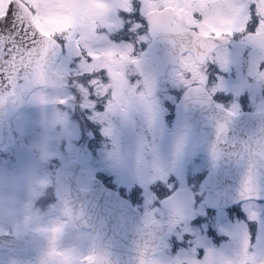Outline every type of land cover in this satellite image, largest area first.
<instances>
[{"label":"rangeland","instance_id":"374dc122","mask_svg":"<svg viewBox=\"0 0 264 264\" xmlns=\"http://www.w3.org/2000/svg\"><path fill=\"white\" fill-rule=\"evenodd\" d=\"M247 45L249 44L243 36L237 35L228 46L220 48L212 61L218 67L216 70L218 76L214 80L217 90L222 91L224 97L232 96L234 101L241 99L240 102L233 103L235 108H240L244 105L242 103H247L249 99L253 107L259 108L264 105V78L255 71L264 61V53L261 52L263 50L252 49ZM222 71L226 73L225 76H221ZM249 76H253L256 83L254 82L252 90L245 92L244 89L252 85L247 79ZM207 82L209 83V77ZM182 86L185 87L178 84V87ZM38 94L44 96V101L37 98ZM29 99L30 106L22 110L14 121L17 145L4 154L0 153V164L17 174L23 188L20 207L14 215L17 221L16 232L26 233L30 240L28 245L17 250L16 254H49L56 263V258L51 255L55 249L56 252H67L81 260V257L84 258L83 255H88L91 248L92 234L72 229L64 218L62 205L54 195L52 197L49 194V184L53 181L55 166L72 155L82 137L77 125L79 123L76 124L73 119L75 109L77 111L76 99L69 89L59 92L42 89L39 93L33 92ZM59 99L68 102L58 103ZM78 105L81 111H86L85 105L82 107L80 103ZM143 109L148 124L155 122L156 114L150 111L153 104L143 103ZM153 126L156 131L159 130V126L158 137L163 138L165 134L161 132L162 127L157 123ZM87 129L90 128L87 126ZM172 137L175 146L160 140L153 144V147L150 143H145L130 146L129 149H123V152L112 150L119 157L116 156L110 163L111 170L103 160L97 162V159L88 163L85 168L90 174L106 168L114 174L113 183L127 185L130 194L134 193L137 187L141 188L137 196L145 219L156 217L172 225L171 235L176 236L170 235L164 241L159 252L153 257V263L233 264L243 254L247 241L248 253L257 258L258 264H264L263 203L245 202L232 216L225 210L208 213L202 195H198L197 198L201 199L186 213L179 217L173 216V219L168 211L159 206L160 199L177 186L199 189L200 175H204L211 167L209 160H195L198 141L196 136L182 132L178 127V132ZM61 139L65 143H61ZM107 148L108 145L106 147L101 145L97 149L106 159ZM156 185L162 188L157 190ZM236 214H239V217ZM252 219H255L253 224L257 226V239L254 241L251 240ZM58 225L63 226L62 231L54 238L51 230ZM4 226L6 225L0 222V228ZM37 239H45L47 243L36 245ZM172 239L179 242L178 249L173 247L174 251ZM44 260L46 261V257Z\"/></svg>","mask_w":264,"mask_h":264},{"label":"snow or ice","instance_id":"6c2138e0","mask_svg":"<svg viewBox=\"0 0 264 264\" xmlns=\"http://www.w3.org/2000/svg\"><path fill=\"white\" fill-rule=\"evenodd\" d=\"M120 13L128 14L127 21ZM125 23L126 42L112 43L109 34ZM146 29L168 39L178 81L200 92L222 43L242 35L264 49V0H0V104L27 91L58 90L71 82L83 94L85 107L106 99L109 111L125 108L142 87L131 77L139 67L136 49L147 38L142 34ZM255 71L264 78V64ZM37 98L45 99L42 94ZM138 98L149 102L147 93ZM225 132L221 125L219 133ZM245 191L252 193L251 180ZM62 227L51 230L54 238ZM51 255L56 264H102L96 256L80 261L55 249ZM233 264H258L247 241Z\"/></svg>","mask_w":264,"mask_h":264},{"label":"water","instance_id":"95a60500","mask_svg":"<svg viewBox=\"0 0 264 264\" xmlns=\"http://www.w3.org/2000/svg\"><path fill=\"white\" fill-rule=\"evenodd\" d=\"M152 38L153 42L147 51L149 57L142 59L140 64L141 71L146 74L147 88L151 92L154 91L156 78L162 74L165 65L175 62V53L168 39L164 35ZM159 41H166V45L159 44ZM159 55L168 57L159 63ZM31 92L23 93L19 99L10 97L0 104V149L14 146L15 136L11 131L10 121L26 105ZM230 113L216 106L206 89L197 92L187 88L179 102L178 116L182 127L195 130L202 136L201 152L216 153L213 171L202 183L209 208L226 207L248 199H264V155H261L264 153V110L241 112L238 115ZM221 125L226 126L223 135L219 133ZM226 134H229L228 140L224 136ZM224 141L236 142L237 148L221 149L214 144ZM224 150L233 152L235 159H224ZM87 160L88 149L82 145L75 159L56 169L57 197L64 205L70 222L76 228H91L95 232V256L102 264H150V255L156 252L168 234L170 225L157 220L145 223L140 211L128 199L119 196L112 189L103 188L96 178L89 179L88 188H81L87 178L82 165ZM249 180L253 188L251 194L245 191ZM220 185L225 188L223 193L216 191ZM193 201L191 191L179 189L163 199L161 204L178 213L186 210ZM0 243L18 248L26 241L4 233L0 234Z\"/></svg>","mask_w":264,"mask_h":264},{"label":"flooded vegetation","instance_id":"af4514ba","mask_svg":"<svg viewBox=\"0 0 264 264\" xmlns=\"http://www.w3.org/2000/svg\"><path fill=\"white\" fill-rule=\"evenodd\" d=\"M119 18L121 20L127 21L128 14L127 13H120ZM140 22L146 24V20L143 18V16H140ZM127 28V23H125L124 27L120 28L119 30L112 32L109 34V40L112 43L115 44H121L125 43L122 39V33ZM147 38L139 43L137 45L136 49V58L139 60V67L132 69V82L135 83L136 81H139L142 87L139 89V92L137 93V98H133L128 105L121 109L117 108L112 111L108 110V103L106 99H97L94 100V106L93 107H86V111H81L79 109V103L82 106L85 105L86 101L84 99L83 94L80 92L78 88H76L74 85L68 86L72 90V92L75 95L76 99V107L77 111L75 113L77 120L81 124V129L83 132V137L81 141H85L89 144V153H90V161H94L97 159V162L104 160L106 166L108 169H110V163L114 160V158L117 156L119 157L116 152L117 150L123 152V149H129L130 146H139L144 145L145 143H150V145L153 147V144L158 143L160 140H163L165 143H169L173 146H175L174 142V134L178 132V127L182 132L192 134L198 138V141L196 142L197 148L195 151V157L200 160H209L211 163L214 162L215 155L212 152H207L206 154H200L199 148L201 144V136L193 130H184L180 126L179 117H178V99H179V89L181 87H178V84L184 85L183 83L179 82L176 77V64L175 62H170L169 64H166L164 67L163 73L156 78L157 84L154 92H151L147 89L146 86V76L141 72L140 70V64L141 60L145 57H148L149 54L147 53V49L149 44L152 41V38L149 34V30H145L144 33ZM159 44L166 45V41L158 42ZM162 46H159V49H161ZM168 55H159L158 61L159 63L162 62L161 60L164 58H167ZM219 66V65H218ZM217 64L212 63L211 66L208 69L209 75L211 78L215 79L217 78ZM186 87V85H184ZM183 87V86H182ZM214 87V85H213ZM211 94L214 96L215 101L218 105L224 106L228 108L230 111L234 113H238L241 109L233 107V103L238 102L239 100H233V98L230 97H222L218 94L213 93V88H211ZM139 93H147L149 102L153 104V109H150V111L155 112L156 116V123L162 127V131L164 132L165 136L162 138L158 137L160 134V128L158 126L159 130H155L154 124L155 122L148 124L145 116V111L143 109V103L139 98ZM83 98V100H82ZM233 100V101H232ZM80 101V102H79ZM82 101V102H81ZM239 109V110H238ZM151 113V112H149ZM87 126L90 129H87ZM159 133V134H158ZM87 135V136H86ZM147 137V139H146ZM80 141V142H81ZM106 147L108 145L106 154L107 159L98 153L97 149L100 148V146ZM232 145V143L228 142H219L218 147L220 148H226ZM150 147L149 149L151 150ZM116 149V152H112V150ZM100 150V149H99ZM76 149H74V153L70 155L68 158H72L75 156ZM110 152V156H109ZM104 154V153H103ZM65 159V160H66ZM111 170V169H110ZM106 175L105 178L103 176H100L102 181L106 183L107 185H110L109 181L114 178V174L110 173L109 170L106 169ZM171 176V174H170ZM87 184H85L86 186ZM111 186V185H110ZM222 189L220 188V191ZM238 206H234L231 208H226L227 210H236ZM2 222V221H0ZM16 217L14 216L11 220L8 222H2L4 223V227L0 228V232H9L16 234L22 238H25L27 240H30V237L24 233V232H16ZM83 233H88L89 235L92 234L91 230L83 229ZM37 244H46L47 240L45 239H37ZM91 242V248L88 252V256H92V253L95 248V238L93 235L90 237ZM25 246V247H26ZM94 246V247H93ZM14 249L9 248L7 246H4L0 244V252H5V254H0V264H56L54 260L50 258L49 254H33V253H25V254H16L17 250L24 249ZM44 257H46V261L44 260ZM153 257L152 256V263H153ZM80 260V259H78ZM81 259L80 261H82ZM155 264V263H153Z\"/></svg>","mask_w":264,"mask_h":264},{"label":"clouds","instance_id":"9594fccd","mask_svg":"<svg viewBox=\"0 0 264 264\" xmlns=\"http://www.w3.org/2000/svg\"><path fill=\"white\" fill-rule=\"evenodd\" d=\"M22 197L23 188L17 174L0 164V221L8 222L14 217L19 210Z\"/></svg>","mask_w":264,"mask_h":264}]
</instances>
